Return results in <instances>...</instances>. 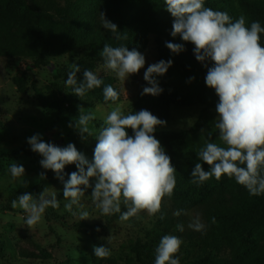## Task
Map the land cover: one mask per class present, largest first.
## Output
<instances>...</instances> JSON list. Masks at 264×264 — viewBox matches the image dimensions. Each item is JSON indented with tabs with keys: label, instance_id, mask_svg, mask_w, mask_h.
<instances>
[{
	"label": "clouds",
	"instance_id": "clouds-1",
	"mask_svg": "<svg viewBox=\"0 0 264 264\" xmlns=\"http://www.w3.org/2000/svg\"><path fill=\"white\" fill-rule=\"evenodd\" d=\"M163 5L173 18L170 35L194 45L195 59L207 69L205 84L218 97L215 128L221 144L209 142L198 151V160L203 163L195 164L191 182L201 186L212 177L220 181L226 175L243 186L250 196L264 195V45L261 44L264 27L259 21H252L248 26L243 14L233 20L226 11L206 7L205 0H163ZM100 20L112 38L127 40V33L107 19L104 11H100ZM166 47L175 54L186 51L184 43L166 42ZM98 54L103 59V67L115 73L123 83L138 74L146 63L144 54L124 45L113 47L105 43ZM172 63L171 59H161L147 67L143 73L147 86L143 87L141 96H159L164 91L157 77L166 74ZM80 71V66L73 62L65 83L71 87L70 93L83 100L86 93L99 88L103 80L85 69L83 80L78 82L76 77ZM194 79V76L189 77L188 82ZM103 98L116 106L106 115L98 132L90 127V122L96 118L95 112L85 114L82 106H78V119L68 125L82 140L96 138L92 161L74 143L61 147L45 142L41 133L28 137L27 143L31 151L42 157L41 167L53 171L63 184V197L67 201L64 209L80 220L96 218L83 210L81 203L88 189H91L92 203L102 216L119 213V220L124 222L147 212L150 217L159 214L163 220V201L171 200L174 195L177 169L154 133L158 127L167 126V121L147 109L125 113L123 106L116 103L120 92L111 84L104 86ZM128 129L132 130V135ZM204 131L201 129V133ZM3 147L0 143V149ZM72 164L77 171L67 174L68 179H65V167ZM204 164L209 170H205ZM8 171L13 181L28 187L30 181L23 179L26 169L22 164L12 163ZM38 177L46 179V172H40ZM122 205L125 211H121ZM11 206L23 210L24 223L33 230L42 222L46 209L58 210L60 203L57 193L45 188L35 198L32 192L19 194ZM73 206L79 211H73ZM181 214L187 213L183 209L173 213L177 217ZM212 223H216L215 217ZM188 227L201 234L206 232L200 214ZM176 230L183 232L184 225L178 223ZM107 241L110 245L111 239ZM182 244L183 240L177 235H163L155 248L154 264H181L178 254ZM93 253L98 259H107L111 248L93 245Z\"/></svg>",
	"mask_w": 264,
	"mask_h": 264
},
{
	"label": "rangeland",
	"instance_id": "rangeland-1",
	"mask_svg": "<svg viewBox=\"0 0 264 264\" xmlns=\"http://www.w3.org/2000/svg\"><path fill=\"white\" fill-rule=\"evenodd\" d=\"M32 1V0H30ZM45 5V0H39ZM62 5L72 4L79 17L89 18L96 28L104 34L110 33L101 25L100 11L106 13V18L118 25L120 31L134 26H144L149 30L150 42L140 51L145 55L146 63L138 74L132 75L125 83L116 78L115 73L103 67V63L96 64L98 73L110 75L119 83L124 91V99L117 102L128 112L130 103L140 97L146 81L143 73L147 67L157 62L158 48L155 32L159 28L171 31L172 17L165 9L163 0H119L122 10L116 6V0H59ZM205 6L217 10L225 7L233 16L238 18L241 14L246 17L240 0H205ZM156 12V13H155ZM154 13V14H153ZM111 34V33H110ZM176 38H180L177 36ZM87 51H71L59 56L51 57V63L26 70L27 64L34 61L35 56H6L0 55V120L4 127H0V143L3 149L0 154L10 153L0 159V203H6L9 195L15 189H24L19 181H13L8 171L10 164L16 162L26 169L23 179L30 181L28 187L39 181L38 174L45 169L39 164L42 157L30 155L18 151L21 147L30 146L27 138L41 133L45 142H52L64 147L68 143H74L79 151L91 147L97 143L94 136L82 140L79 133L68 127L69 123H75L79 112L73 115H61L58 112L50 113L37 98V90L45 92L53 100L61 102L74 101L83 107L85 114L95 112L96 118L90 122L97 132L96 119H102L114 108L113 103L105 102L97 96L86 94L80 99L70 93L71 87L66 86L65 78H56L55 73L62 65L75 61ZM27 71L28 91L21 92L14 81L15 75H21ZM158 79V77H157ZM188 91L190 82L188 79H180ZM203 103L193 105H173L172 116L167 129L184 130L191 128L199 118ZM217 113L212 108L204 118L202 125L197 130H192L188 135L187 148H203L207 143L221 144L218 129L215 128ZM204 129V133H201ZM210 134V135H209ZM223 146V145H221ZM94 183V181H91ZM49 192H56L60 203L57 210L60 218L69 223L87 222L94 224L83 229L66 226L56 218H49L45 212L42 222L35 229L29 230L24 223L26 215L22 209H0V264H103L109 258L118 264H141L137 258L136 247L142 246L144 254L154 261L155 248L160 238L166 234L179 236L183 240L180 253L181 264H196L197 260L212 254L216 258L225 257L231 264H245L244 249L240 248L239 234L234 226L231 213L237 212L241 203L230 201L227 215L216 217V223L205 214L206 201L200 197L191 200L192 195L175 187L171 200L165 198L163 207L168 213L169 219L161 220L159 214L150 217L147 212H141L139 218L133 217L121 222L118 217L102 216L92 203L91 189L81 198L84 209L94 219L80 220L64 209L67 201L63 197V184L53 183L46 187ZM228 197L232 193L227 192ZM249 201V199H246ZM183 209L187 214L175 216L173 213ZM121 206V211H125ZM73 211H79L73 206ZM200 214L202 222L206 225L205 234L194 231L188 227L192 219ZM106 223H105V222ZM182 223L184 231L176 230V225ZM97 227L100 231H96ZM103 238V239H102ZM111 239L108 244L107 239ZM264 250V238L259 242ZM93 245H104L111 248V256L107 259H98L93 253ZM31 251L37 255L28 256L24 252Z\"/></svg>",
	"mask_w": 264,
	"mask_h": 264
},
{
	"label": "trees",
	"instance_id": "trees-1",
	"mask_svg": "<svg viewBox=\"0 0 264 264\" xmlns=\"http://www.w3.org/2000/svg\"><path fill=\"white\" fill-rule=\"evenodd\" d=\"M152 1V0H150ZM211 1V0H210ZM246 12L247 25L252 21H259L264 27V0H240ZM116 6L122 10V4L116 0ZM217 10L226 11L235 20L233 14L225 7ZM156 13V12H155ZM154 14V13H153ZM127 40L117 41L110 33L104 34L102 30L96 28L89 18L79 17L72 4L67 6L60 4L59 0H45V5H41L39 0H0V55L6 56H35L33 62L28 63L26 70L39 67L44 64H51V57L59 56L71 51H87L80 55L75 61L66 63L59 67L54 74L56 78L67 80L68 72L72 63L80 66L81 71L77 73V81L83 80V71L89 69L95 72L103 80L99 88L89 90L86 94L103 98V88L111 84L120 92L119 101L124 99V91L110 75L98 73L95 69L97 63H103V59L98 54L105 43L113 47L120 45L127 46L129 50L136 48L138 51L144 50L150 42L149 30L144 26H134L125 29ZM171 31L159 28L155 32L158 48L157 62L161 59L173 61L166 74L158 77L160 86L164 91L159 96L144 95L134 99L129 106L128 112H135L141 109L151 111L158 118L166 120L167 124L172 116L173 105H193L203 103L201 114L195 124L188 129L175 130L165 127H158L154 135L161 141L165 151L170 155L173 165L176 167V187L185 193L192 195L191 200L200 197L206 201L205 214L212 221V217L227 214L230 201H239L241 206L235 213H231L234 226L240 237V248L244 249L245 264H264V250L260 248V241L264 238V195L250 196L248 191L237 184L234 179H229L226 175L220 181L214 177L205 181L201 186L192 183L191 171L198 160L197 153L201 148H187L188 135L192 130L201 127L202 122L208 112L215 107L218 102L213 89L205 84L207 69L195 59L193 48L190 42H184L181 38L172 37ZM166 42L184 43L186 51L179 54L172 53ZM261 44L264 45V33L261 34ZM211 66V62H207ZM195 77L190 82L189 90H185V84L180 79ZM14 81L19 91H28L27 71L21 75H15ZM147 86V82H146ZM37 98L45 109L50 112H58L61 115H73L79 112L78 104L74 101L61 102L53 100L45 92L37 90ZM117 101V102H119ZM116 102V103H117ZM108 103H113L108 101ZM96 126L100 129L103 126L102 119H96ZM0 127H4V122L0 120ZM132 135V130H127ZM52 143V142H51ZM96 143L89 148H84L81 152L89 161H92ZM18 151L30 155H38L31 151L30 146L21 147ZM10 153L0 154V159ZM205 170H209L207 164L203 165ZM73 171H77L74 164L65 167V179ZM47 178H41L38 182L24 189H15L9 195L6 203H0V209H13L11 202L18 198L19 194L32 192L34 198L47 186L60 181L55 178L51 170H44ZM227 192L232 193V197L227 196ZM249 199V201H246ZM49 218L60 220L57 209L51 207L46 209ZM162 212L165 219H169L164 207ZM120 214H114L118 217ZM64 225L76 229H83L86 226H93L87 222L69 223L64 218L61 219ZM26 255H37L35 252L24 250ZM137 258L141 264H154V261L147 257L142 246L136 247ZM103 264H118L112 258ZM196 264H231L225 257L216 258L212 254L200 257Z\"/></svg>",
	"mask_w": 264,
	"mask_h": 264
},
{
	"label": "water",
	"instance_id": "water-1",
	"mask_svg": "<svg viewBox=\"0 0 264 264\" xmlns=\"http://www.w3.org/2000/svg\"><path fill=\"white\" fill-rule=\"evenodd\" d=\"M50 66L54 67V64L51 63Z\"/></svg>",
	"mask_w": 264,
	"mask_h": 264
}]
</instances>
